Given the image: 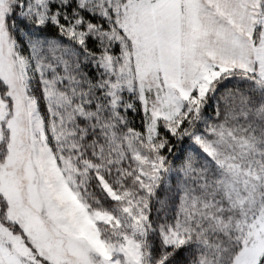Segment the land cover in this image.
<instances>
[{"label": "snow or ice", "instance_id": "6c2138e0", "mask_svg": "<svg viewBox=\"0 0 264 264\" xmlns=\"http://www.w3.org/2000/svg\"><path fill=\"white\" fill-rule=\"evenodd\" d=\"M0 264H264V0H0Z\"/></svg>", "mask_w": 264, "mask_h": 264}]
</instances>
